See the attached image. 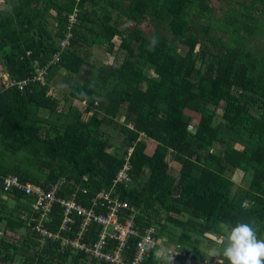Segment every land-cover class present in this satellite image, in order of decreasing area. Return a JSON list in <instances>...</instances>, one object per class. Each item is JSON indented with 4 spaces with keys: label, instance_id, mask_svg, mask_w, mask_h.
Instances as JSON below:
<instances>
[{
    "label": "trees",
    "instance_id": "trees-1",
    "mask_svg": "<svg viewBox=\"0 0 264 264\" xmlns=\"http://www.w3.org/2000/svg\"><path fill=\"white\" fill-rule=\"evenodd\" d=\"M0 1L8 4V0ZM123 1L119 6L115 0H62V4H56L59 0H17L11 11L6 6L0 9V67L11 79L32 77L35 62L43 66L52 59L67 16L75 9L76 24L94 35L87 37L75 24L70 44L48 68L46 83L49 74L60 69L78 75L88 67V59L72 49L79 39L89 45H106L111 53L114 37L121 36L120 48L128 53L118 67L93 70L82 82L72 83L67 99L86 105L82 111L69 112L70 121L63 126L37 125L38 111H51L56 105L46 94L48 86L31 82L23 90L0 87V193L9 195L16 209L26 211L33 200L15 190L4 192L1 178L13 175L22 183L46 188L64 179L63 196L74 191L75 185L88 190L78 195L84 206L99 190L112 189L113 195L140 210L135 220L142 224L145 218L144 227L158 225L156 218L162 219L165 213L166 231L179 229L178 242L193 252L198 243L195 235H224L220 228L227 231L237 222L252 223L258 238L264 239V54L253 56L241 36H252L264 27V0ZM215 1L222 4L217 10ZM38 3L43 5L37 7ZM100 3L133 23L129 34L111 23L106 12L97 32L89 28ZM49 7L56 11L55 32H49L41 19ZM153 37L158 43L149 50ZM204 43L216 49L209 51ZM180 44L188 47L184 56L178 53ZM119 115L125 122L138 119L133 128L120 124L119 131L133 148L131 177L142 175L148 166L150 172L144 182L132 184L133 176L131 184L112 187L126 151L119 156L109 137L102 138L100 127L112 125ZM193 116L198 123L190 132ZM257 124L261 129L253 142L250 137ZM139 135L153 143L150 156ZM215 144L222 147V153L211 152ZM170 153L179 166L176 177L167 163ZM37 173L45 178L42 183L32 177ZM239 173L247 177L246 187L231 181ZM52 214L47 228L56 231L58 206ZM22 223L16 220L13 225L21 228ZM33 223L27 225L30 237H22L21 246L15 247L14 254L23 255L24 264H105L41 239L31 230ZM40 240L45 242L43 255L55 262L31 254L29 243L38 248ZM1 257L13 262L0 241ZM142 264H158L154 252Z\"/></svg>",
    "mask_w": 264,
    "mask_h": 264
},
{
    "label": "built area",
    "instance_id": "built-area-1",
    "mask_svg": "<svg viewBox=\"0 0 264 264\" xmlns=\"http://www.w3.org/2000/svg\"><path fill=\"white\" fill-rule=\"evenodd\" d=\"M77 17V9L68 14L66 29L59 42V50L52 57L54 61L59 59L62 51L70 44L72 28L77 22ZM51 64L52 62L41 66L35 62L34 75L19 81L11 79L8 73L1 71L0 87L4 89L17 87L18 90H23L31 82L46 87L48 85L45 76ZM51 91L52 89L48 87V96H51ZM77 105L78 108L84 107L86 103L80 101ZM132 151V147L126 149L124 163L113 179L112 187L130 183ZM64 184V179H61L46 188L31 182L22 183L13 175L1 178V188L4 192L15 190L33 200L30 204L32 214L29 217L31 224L34 222L31 230L43 240L57 242L62 250L69 249L73 254L82 252L88 259L105 264H142L151 257V251L158 261L164 253L174 254L173 261L179 258L192 261L191 253L179 251V247L174 249L163 245L157 239L158 226L152 224L144 227L145 218L142 224L136 223L137 215L141 216L140 210L120 200L118 195H113L112 189L99 190L88 199V205L84 206L83 202L78 200V195L79 193L85 195L88 190L75 185L74 191L63 196L61 191ZM56 206H58L60 223L56 231H50L47 224L52 222V213Z\"/></svg>",
    "mask_w": 264,
    "mask_h": 264
},
{
    "label": "rangeland",
    "instance_id": "rangeland-1",
    "mask_svg": "<svg viewBox=\"0 0 264 264\" xmlns=\"http://www.w3.org/2000/svg\"><path fill=\"white\" fill-rule=\"evenodd\" d=\"M115 1L117 2L116 5H119V6H122L125 4V1L123 0H115ZM58 3L62 4L63 2L62 0H59V2H57L56 4ZM17 4H18L17 0H8V4H6L5 2L3 3V1H0V9L6 6V8L9 11H11L13 9V6ZM42 5H43L42 3H38L37 7H41ZM103 5H104L103 3H100V5L96 8L97 11H94L95 13L93 14V16H96V18L98 17L99 19L103 16V13L106 12L112 18L111 23L113 22L116 23L118 26V29H120L124 33L129 34L133 26V23L128 22V20H125V17L122 16V13L120 11L111 9L108 6H103ZM219 5H222V4L219 3L218 1H215L213 3L215 10H217ZM217 12H219V10ZM41 15H42L41 16L42 23L48 28V30H50L51 32H55L56 31L55 8L49 7L47 10L43 11ZM255 23L258 25L261 24L259 23V20H256ZM79 27L80 26L77 25V30L82 31L83 34H85L87 37L89 35H94L93 34L94 32L90 31V29H85L82 27L79 28ZM89 28H93L94 29L93 31L97 32L98 22H96V24L93 23ZM220 34L221 36L226 37V33H220ZM241 36L243 37V40H245L244 44L246 45V49L249 50L251 53H253V56L264 54V27L263 28L258 27V30H254V33L252 36H248L246 34H243ZM121 39H122L121 36L114 37L113 39L114 46L112 48L111 53H109L108 50L106 49L107 48L106 45H97V44L89 45L82 39H79L78 41L79 43L76 44V46L72 47V49L75 48L76 51L78 49V53L81 56H84L85 58L88 59V62H89L88 67H84L78 75H71L69 72L65 71L64 69H60L59 71L55 73L49 74V77L47 78V82H48L47 84H48V87L52 89V91H51V96H48V95L47 96L50 97L52 100H54L56 102V105L54 109L51 111L50 110H39L38 111V123H37L38 127H43L45 123L46 124L52 123L58 126H63L64 124L70 121V117L68 115L69 112L71 111L76 112L77 110L78 111L83 110V107L79 106L78 108L77 106H74L72 102H70V99H67L68 92H69V89L72 83L82 82L86 77H88L89 74L94 73L93 70H96V69L107 70L110 67H114V66L115 68L118 67L125 58H128L127 51H124L120 48ZM57 43H58V48H59V42L57 41ZM203 46L209 51L216 49L215 47L213 48V46L206 44V43H204ZM187 51H188V47H186L183 44L179 45V49H178L179 54L184 56L186 55ZM53 61H54V58H52L48 63L53 62ZM0 66H1V63H0ZM1 67H0V75L2 73L1 71H4L2 69L3 67L2 68ZM124 110L126 111V107H124ZM97 111L99 112V115L101 116L102 115L101 111L99 110ZM131 111L135 112L134 109H131ZM217 113L220 114L219 112ZM130 120H131L130 122H127V121L125 122L123 116L119 115L116 122L113 123L112 125H105L104 123V125L100 127V132H103L102 138L104 139V138L109 137L111 145L118 151L119 156L123 155V153L126 151V148L128 147L127 142L124 140V135L121 132H119L120 126H122L120 124L127 123V126H130L131 128H133V124L138 119L135 117ZM197 123H198V118L193 116L188 130L190 132H194L197 126ZM260 129H261V125L257 124V126L255 127V132L250 137V139L253 142L256 140L257 135L260 132ZM139 141H142L145 143V146H146L145 154L150 156L153 151V146H154L153 143L147 140L145 137H143V135H139ZM222 150L223 149L221 146L215 144L213 145L211 152L213 151L216 153H220V152L222 153ZM109 152L114 153L116 151H114L113 149H110ZM173 156H174L173 153L169 154L167 158V163L170 167L171 174L176 177L177 171L179 170L178 169L179 166L174 163ZM149 172H150V168L148 166V168L144 169V172L142 175L140 176L133 175L134 181L132 183V179H133V176H132L129 184L131 183L136 184V182H139V181L141 182L146 181L149 176ZM32 177L38 178L39 180H41L40 182H43V180H45V178H43L39 173L33 174ZM231 181L233 182L234 186L246 187L248 179L247 177H243V175L239 173L237 175H234ZM0 200H1L0 202V241H1V245L7 247L9 249V253L13 256V262L11 263L4 262L1 257L0 264H24L23 263L24 256L14 254V252L17 249L15 247L21 246L20 242H21L22 237H25V238L30 237V230L28 229V226L29 224H31V222L29 220L30 215L28 216V213L29 214L32 213V208L30 206L28 207V209H26V211L23 209H18V208L16 209L17 206H15V201L11 199L9 195L5 193H0ZM161 214H162V219H164L163 216L164 215L166 216V214L163 212ZM182 217L187 219L186 215H183ZM16 220L18 221L22 220L23 223H22L21 228H16L13 225V222H15ZM25 224L26 226L28 225L27 228ZM168 226L169 225H167V227ZM170 229L172 230L167 232L168 239L172 241H177L180 230L174 227ZM39 242H40V245L38 248H35L32 243H29L31 245L30 247L31 254L38 253V256L41 257L42 260H47V261L50 260L51 262H55L54 258L50 257V255L49 256L43 255L41 250L45 248V242L43 240H40ZM164 255H167V254L164 253L162 255V258L160 257L161 258L159 260L160 264H165ZM183 260H186V259H183ZM177 262L179 264H182V260L172 261V264H177ZM85 264H88V263H85Z\"/></svg>",
    "mask_w": 264,
    "mask_h": 264
},
{
    "label": "clouds",
    "instance_id": "clouds-1",
    "mask_svg": "<svg viewBox=\"0 0 264 264\" xmlns=\"http://www.w3.org/2000/svg\"><path fill=\"white\" fill-rule=\"evenodd\" d=\"M157 43L158 40L153 37L148 45V49L152 50ZM156 220H159L158 225L153 224L158 226V230L161 231L166 222L160 218H156ZM160 235V232H158L156 236L158 240ZM220 239L221 246L219 248H203L207 259L215 257L218 264H264V239L258 238L256 228L252 223L237 222L234 227H229L225 235ZM165 245L174 247V249L179 247V251H186L188 253H190L191 249L185 244L179 243L178 240H169L165 242ZM173 256L174 254L166 255L164 257L165 264H172ZM178 260H181V258Z\"/></svg>",
    "mask_w": 264,
    "mask_h": 264
},
{
    "label": "crops",
    "instance_id": "crops-1",
    "mask_svg": "<svg viewBox=\"0 0 264 264\" xmlns=\"http://www.w3.org/2000/svg\"><path fill=\"white\" fill-rule=\"evenodd\" d=\"M88 7L91 8L90 6H88ZM92 19L95 21V24H96V22L100 21V19H102V17L98 19V17L96 18V16H93ZM55 27H56V24H55ZM48 31L51 32L50 30H48ZM78 102H80V101H73V105L74 106H78L77 105ZM167 225L168 224L163 226L162 230L160 231L161 235L159 236V241L162 244L164 243V245H165V242L169 241V239L167 237V231H166L167 228H168V227H166ZM220 229L223 231V233L226 232V228L224 226H222ZM224 235L215 236V235H213L211 233H206V234H204L202 236L195 235L196 240H198L197 245L194 246L196 248V251L193 252L189 248L190 249L189 252L192 253V258L193 259H192L191 262L181 259L182 260V264H218L217 258L212 257V258H208L207 259V257H205V253H204L203 248L204 247H208V248L217 247V248H219L221 246V239L220 238L223 237ZM198 236H200V237H198ZM157 262H158V264H160V262L158 260H157ZM178 262H177V264H179Z\"/></svg>",
    "mask_w": 264,
    "mask_h": 264
}]
</instances>
